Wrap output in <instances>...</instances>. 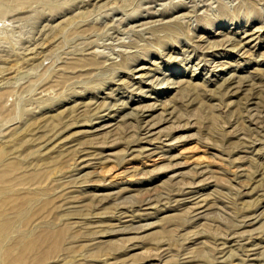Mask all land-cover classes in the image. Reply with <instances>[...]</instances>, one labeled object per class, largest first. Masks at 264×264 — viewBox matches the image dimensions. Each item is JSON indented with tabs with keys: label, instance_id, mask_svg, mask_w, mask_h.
Instances as JSON below:
<instances>
[{
	"label": "rangeland",
	"instance_id": "obj_1",
	"mask_svg": "<svg viewBox=\"0 0 264 264\" xmlns=\"http://www.w3.org/2000/svg\"><path fill=\"white\" fill-rule=\"evenodd\" d=\"M0 264H264V0H0Z\"/></svg>",
	"mask_w": 264,
	"mask_h": 264
}]
</instances>
